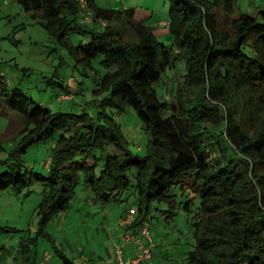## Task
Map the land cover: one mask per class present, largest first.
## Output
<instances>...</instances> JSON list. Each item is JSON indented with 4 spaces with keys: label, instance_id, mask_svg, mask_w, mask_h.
<instances>
[{
    "label": "trees",
    "instance_id": "1",
    "mask_svg": "<svg viewBox=\"0 0 264 264\" xmlns=\"http://www.w3.org/2000/svg\"><path fill=\"white\" fill-rule=\"evenodd\" d=\"M15 1L92 81L58 82L57 96L74 98L64 101L68 110L54 109L12 86L0 69V114L19 121L9 156L0 160V190L31 193L36 181L43 185L38 233L49 236L50 221L72 207L82 183L100 206L134 195L120 220L132 213L125 231L137 235L151 228L155 211L167 218L179 208L194 211L193 248L178 264H264V8L254 16L237 0H169L168 44L152 10L97 0H86V9L81 0ZM72 35L83 38L74 43ZM181 68L183 79L175 81ZM129 108L148 135L138 145L142 156L116 118ZM44 142L51 160L43 174L22 158ZM30 240L34 246L21 244L28 260L38 242ZM55 250L64 264H78Z\"/></svg>",
    "mask_w": 264,
    "mask_h": 264
},
{
    "label": "rangeland",
    "instance_id": "2",
    "mask_svg": "<svg viewBox=\"0 0 264 264\" xmlns=\"http://www.w3.org/2000/svg\"><path fill=\"white\" fill-rule=\"evenodd\" d=\"M237 1L244 12L254 16L264 8V0ZM97 2L106 7L137 8L140 12L152 10L153 23L169 18L170 14L169 0H97ZM155 26L158 27L156 24ZM165 28V34L158 32L169 44L170 30ZM81 38L83 36L72 35L71 41L79 43ZM85 41L89 42L87 38ZM0 69L10 78L12 86L21 87L36 102H44L54 109L63 106L62 109L68 110L67 102L64 101L74 98L73 95L57 96L58 82L69 85L84 80L86 85H92L91 79L82 77L80 71L74 67V61L66 48L53 40L49 31L37 23L15 0H0ZM171 72L169 70L168 74ZM182 72L181 68L175 81L183 79L180 76ZM156 87L162 92L159 83H156ZM90 97L89 95L87 99ZM116 118L121 122L123 132L130 140V149L141 156L144 155L145 151L138 148L139 144L147 141L148 135L141 129L142 124L135 109L129 108L122 115H116ZM9 120L10 115L0 114V139L3 141L0 160L8 158V151L12 148L9 139L16 137L19 132V121L9 123L11 122ZM50 154V143L35 144L23 156V163L26 168L44 174L47 170L44 163ZM4 167L5 164H0V171H3ZM83 188L84 184L80 183L72 207L65 212V216L72 212L71 222L68 217L63 219L64 213H61L50 221L47 229L49 236L38 233L39 215L36 208L43 190V185L39 181L33 184L31 193L24 191L17 194L11 189L0 190V246L3 247L0 264H31L35 257L38 261L43 260L41 264H64L62 256L55 250L56 247L78 264H104L106 252L104 244L109 242L108 231L116 228L119 216L133 204L135 197L134 195L130 197L128 203L102 206L89 200L88 207H85L84 199L87 194ZM178 192L181 193L180 190ZM184 197H179V201L185 200ZM163 208L167 209L165 205ZM195 208L193 206V209ZM193 212L189 213L184 208H179L173 218H167L169 213L166 211L158 210L153 213L154 218L150 224L159 251L157 257L154 255L156 259L154 264L183 262L184 254L193 248L192 215L195 213ZM73 225L79 226L78 230H75L76 226L72 227ZM30 237L37 239L38 242L32 252V259L28 260L24 257L25 252L22 251L21 244L30 243L34 246ZM93 250H96L94 256L84 262L93 254ZM47 252L51 253L48 260L45 259Z\"/></svg>",
    "mask_w": 264,
    "mask_h": 264
},
{
    "label": "built area",
    "instance_id": "3",
    "mask_svg": "<svg viewBox=\"0 0 264 264\" xmlns=\"http://www.w3.org/2000/svg\"><path fill=\"white\" fill-rule=\"evenodd\" d=\"M82 1V7L86 9V0ZM86 22L91 21V12H88L85 18ZM160 26L169 27L171 22L168 19H164L158 22ZM51 158L47 159L45 162V165L48 167L50 163ZM133 214L130 213L126 216V218H121L120 224L124 226L131 225L133 221ZM139 235L132 233V231L128 230L125 231L121 240L116 245V253L117 258L122 262V264H149L155 255L156 245L154 240L153 232L149 225H145ZM134 242L136 246V253L133 256V258H124L125 255V246ZM50 252H47L46 254V260L49 259Z\"/></svg>",
    "mask_w": 264,
    "mask_h": 264
},
{
    "label": "crops",
    "instance_id": "4",
    "mask_svg": "<svg viewBox=\"0 0 264 264\" xmlns=\"http://www.w3.org/2000/svg\"><path fill=\"white\" fill-rule=\"evenodd\" d=\"M165 19H168V18H165ZM155 24L158 26L157 29H156L157 32L160 31L161 34H165V31H166V28L165 27H167V26L162 27V26L159 25L158 22H156ZM158 34H159V32H158ZM49 158L50 157H48V159ZM44 165H45V163H44ZM88 192L89 191L85 192L87 194L86 198L84 199V201H85V204H84L85 207H88L87 202L89 200L93 202V200L90 198V195H89ZM81 210H83V208ZM73 213H75V212L73 211ZM87 213L89 214L88 211H87ZM62 215H63V219L66 218V217H68V220L70 221V215H72V212H69L68 213V216H65V213L62 214ZM75 215H77V214H75ZM120 216H122V213H121ZM120 216L118 218L119 219L118 220L119 223L117 224L116 228L114 230L112 228L111 230H109L110 232L108 231V235H109L108 241L109 242H107V244H104L105 242L103 243L104 244V249L106 250V252H105V260H104L105 263L104 264H122V262L120 260H118V258H117V253H116L117 247H116V245L121 240V238H122V236H123V234H124V232H125V230H126L127 227L124 226V225H122V224H120ZM74 226H76V225H73L72 227H74ZM78 228H79V226H76V229L75 230H78ZM125 247L126 248H125L124 258L125 259H127V258H133V256L136 253V246H135V244L132 242V243L126 245ZM72 249L73 250H76L74 248H72ZM95 252H96V250H93V254L89 255L86 258V260H84V262L90 260L91 256H94ZM157 256H158V254L156 255V257ZM152 260L153 261H151L150 264H154V261H156L155 258H153Z\"/></svg>",
    "mask_w": 264,
    "mask_h": 264
}]
</instances>
